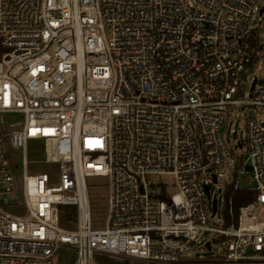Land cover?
Listing matches in <instances>:
<instances>
[{"label":"built area","instance_id":"1","mask_svg":"<svg viewBox=\"0 0 264 264\" xmlns=\"http://www.w3.org/2000/svg\"><path fill=\"white\" fill-rule=\"evenodd\" d=\"M196 2L0 0V264H264V44L251 25L264 7ZM239 115L244 136L227 140ZM37 164L58 165V180ZM244 173L257 197L235 215L225 195ZM163 176L177 193L151 182ZM92 178L105 179L103 226Z\"/></svg>","mask_w":264,"mask_h":264},{"label":"rangeland","instance_id":"2","mask_svg":"<svg viewBox=\"0 0 264 264\" xmlns=\"http://www.w3.org/2000/svg\"><path fill=\"white\" fill-rule=\"evenodd\" d=\"M194 7H199V4L196 2V0H188ZM257 6L259 8L264 7V0H256ZM252 26H257L258 30L257 33H260L259 42L261 44H264V16L261 17L259 14H257L252 21ZM107 35H110V30H106ZM255 77L258 78V87L264 86V56L258 59L257 65H256V73ZM244 117L242 115L238 116V119H236L233 123V125L230 127L227 140L230 138L233 139V141H237L238 139H242L244 136ZM3 130L0 124V138H3L2 136ZM27 151L29 153L31 160H43L44 159V150L42 143L40 142H31L28 144ZM15 157L18 160H21L22 157V151L18 150L15 151ZM31 171L34 172V174L38 173H46L52 179L53 181L58 180V165L55 164H37L31 167ZM89 186H91L90 189V197L93 205V214H94V220L96 223V226H103L104 218H105V203H106V189L102 187V183L105 182V179L103 178H92L88 180ZM151 182L154 184H159L160 187L164 189V191L168 195H174L177 193V188L174 185V181L172 177L169 176H163V177H153L151 178ZM228 182H230V179H228ZM237 183L239 186L243 189H249L253 190L256 188L257 184L256 181L252 178L250 173H244L237 177ZM226 186V184H224ZM220 200V207L222 205L221 197H219ZM21 208L16 210L14 213L16 215L21 214ZM67 215V214H66ZM259 219L261 221H264V208L259 209ZM76 222L77 219H70L68 215L65 219L62 221V226L66 229L73 230L76 228ZM204 255V253H198L197 255ZM94 261L96 264H132V261L122 262L120 260H114L109 257H100L96 256L94 257Z\"/></svg>","mask_w":264,"mask_h":264},{"label":"trees","instance_id":"3","mask_svg":"<svg viewBox=\"0 0 264 264\" xmlns=\"http://www.w3.org/2000/svg\"><path fill=\"white\" fill-rule=\"evenodd\" d=\"M257 193L253 190L249 189H237L228 188L226 191V205L229 206L230 202H232V206L237 215L240 207L248 205L256 201ZM63 211L68 215L70 219H76V208L75 207H63ZM226 220L230 223L228 218V214H226Z\"/></svg>","mask_w":264,"mask_h":264},{"label":"water","instance_id":"4","mask_svg":"<svg viewBox=\"0 0 264 264\" xmlns=\"http://www.w3.org/2000/svg\"><path fill=\"white\" fill-rule=\"evenodd\" d=\"M260 13L262 14L263 11H261ZM255 84H256V81H254V83L252 84V88H251L252 91H253L254 88H255ZM247 170L249 171L250 168H247ZM207 192L209 193V187L207 188ZM216 203H217V201H216V199H214V211H216Z\"/></svg>","mask_w":264,"mask_h":264}]
</instances>
